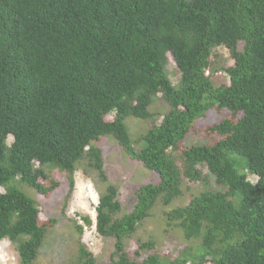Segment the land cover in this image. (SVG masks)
<instances>
[{
	"label": "trees",
	"instance_id": "16d2710c",
	"mask_svg": "<svg viewBox=\"0 0 264 264\" xmlns=\"http://www.w3.org/2000/svg\"><path fill=\"white\" fill-rule=\"evenodd\" d=\"M129 119L147 124L134 140ZM107 135L160 177L128 213L105 172ZM79 166L104 188L95 221L75 228L94 225L112 253L100 261L80 241L63 264H264V0H0V242L19 264L55 224L22 186L40 203L63 178L69 198ZM192 184L160 240H134Z\"/></svg>",
	"mask_w": 264,
	"mask_h": 264
},
{
	"label": "rangeland",
	"instance_id": "374dc122",
	"mask_svg": "<svg viewBox=\"0 0 264 264\" xmlns=\"http://www.w3.org/2000/svg\"><path fill=\"white\" fill-rule=\"evenodd\" d=\"M221 51L227 53L226 50L221 49ZM166 67L168 73L169 69L170 71L175 69L170 58ZM155 102L156 111L162 110L160 100ZM210 118L212 119L214 116L211 115ZM146 125L138 119H129L130 138L134 140L139 134L145 132L147 130ZM195 139L199 138L194 137ZM98 146L103 150L108 183L117 187L122 213H128L132 209L130 196L134 190L143 184H157L160 179L159 174L146 169L138 161L129 157L110 135L101 138L98 141ZM51 172L53 178L63 177L56 169L51 170ZM62 181L66 185L61 184L48 197H42L40 203L35 190L26 185L22 186V190L34 200L36 199L35 201H37L40 208L47 213H41L39 217L42 219H47L46 217L55 219V224L49 229L47 239L33 264H63L76 251L80 241L88 247V250L98 260L105 261L109 259L112 253L111 241L100 237L94 225L84 226L81 233H78L75 228V223L83 224L82 216H88L95 221V207L99 201V194L104 188L100 179L97 178L96 182H92L79 166L74 173L75 186L69 198H65L68 193L67 180L62 178ZM200 190L201 187L198 184H192L189 188L185 187L182 194L168 205L156 206L153 213H151L152 216L144 220L136 234H134V240L148 237L155 238L156 236L157 240H160L165 223L163 213L173 207L185 204L189 194H195ZM64 205H67L65 209H63ZM180 244H182V240L169 242L167 239H162L159 248L177 247ZM128 246L129 248L134 247V241H130ZM0 264H19L15 246L8 239H3L0 242Z\"/></svg>",
	"mask_w": 264,
	"mask_h": 264
}]
</instances>
